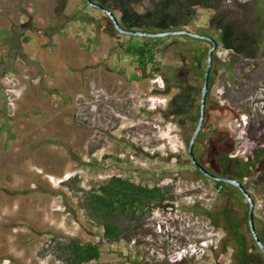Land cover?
Returning a JSON list of instances; mask_svg holds the SVG:
<instances>
[{"label":"rangeland","instance_id":"1","mask_svg":"<svg viewBox=\"0 0 264 264\" xmlns=\"http://www.w3.org/2000/svg\"><path fill=\"white\" fill-rule=\"evenodd\" d=\"M256 3L228 0L226 5L242 12L243 20H250L256 17ZM151 6L152 0L136 4L141 11ZM215 14L198 10L189 29L197 33L207 30V22ZM56 21L65 24L62 33L49 29ZM33 25L43 30H29ZM43 27L50 31L45 33ZM19 30L27 31L28 43L19 37ZM120 41L128 42L129 35L118 33L101 11L85 6L84 0H0V49L4 48L0 62L9 67L0 70V171L8 170L6 158L22 160L21 156L43 148L47 156L41 159L43 164L38 159L36 165L44 170L58 167L56 155L63 154L75 164L71 179L77 176L62 185L56 181L57 208L66 219L59 224L55 221L52 234L43 235L38 253H50L59 264H66L58 257L59 243L66 244L71 237L102 242V230L80 208L84 201L80 189L88 190L120 174L149 185H171L173 198L167 207L155 208L145 217L144 226L130 241L101 243L100 259L88 264H238L235 242L225 233L229 223L218 218L220 226H216L208 216L223 212L238 224L252 258L257 251L252 249L246 201L228 187L224 193L218 192L211 179L178 173L191 167L188 144L198 123L201 94L195 96L196 107L180 123L162 116L176 92L166 79L185 81L202 90L204 75L193 65L198 55L192 49L184 61L182 50L169 47L157 54L161 65L152 69L148 78L134 79L142 74L118 46ZM180 46L183 49L184 45ZM216 55L203 127L210 124L227 133L231 144L202 128L207 136L201 152L209 149L212 163L219 150L230 146V156L248 161L256 147L264 146V55L234 61L230 51L222 48ZM205 62L203 57V66ZM224 62H232V74L222 66ZM56 80L61 81L60 89L49 88ZM37 136L43 143L34 141ZM250 171L255 224L264 231V180L258 169ZM195 204L208 209L209 214L201 213ZM79 216L82 220L72 225V219Z\"/></svg>","mask_w":264,"mask_h":264},{"label":"trees","instance_id":"2","mask_svg":"<svg viewBox=\"0 0 264 264\" xmlns=\"http://www.w3.org/2000/svg\"><path fill=\"white\" fill-rule=\"evenodd\" d=\"M94 1L110 8L118 15L124 27L154 32L189 29L197 20L198 10L214 11L216 14L208 20L207 30L202 29L199 32L214 37L218 42L217 50L219 48L229 50L233 60L239 58L257 59L259 56L264 55V0H257L255 6L256 17L250 20H243L242 12L228 9L226 5L228 0H152V6L147 7L143 11L136 7V4L140 3V0ZM84 4L88 6L86 0H84ZM60 7L65 8V5L61 4ZM102 15L109 19L106 14L102 13ZM64 26L65 24L62 22L56 21L49 29L52 32L62 33L60 30ZM28 29L37 33L43 30L42 26L35 25L29 26ZM50 30L48 28L44 29L45 33H48ZM19 32V37L23 38L24 42H28V37H26L27 31L19 30ZM180 44L184 45L183 49ZM186 45L192 46L187 48ZM193 45L197 46L194 48ZM118 46L131 56L137 68L145 75L148 74L149 68L161 65L157 60V54L161 51H167L169 47L177 46L179 50L184 51H181V53L183 60L186 61V53L194 49L195 54L198 55L193 62L194 69L204 75L208 51L212 44L210 41L194 38L189 35L155 38H134L132 35H129V41H120L118 42ZM201 50L205 52L201 53ZM217 50L214 52V59L217 56ZM17 54H19V50ZM203 57H206L204 66L202 65ZM222 66L225 67L228 74H232V62H224ZM8 68L5 62H0V70L3 71V69L7 70ZM133 77L134 79L140 78L137 75ZM172 81L170 82L166 79L167 86L176 89V92L169 100L168 107L165 110V118L170 122L180 123L183 116L196 107L195 96L200 95L201 91L190 87L185 81ZM208 97L209 95L207 96V102ZM203 128L208 131H214L221 135L222 142L224 140L229 145L231 144V139L228 138L227 133L213 129L210 124H205ZM205 129H202L197 139L195 154L198 161L208 171L218 176H231L241 180L242 177L251 173L250 169H258L260 178L264 180V146L256 147L253 150V158L248 159V161H245L243 158H231V148L228 146L229 148L219 150V157L212 159V163H210L209 158L213 156L211 151L205 149L203 153L201 152V148H205L201 145L207 136L205 134L207 132L204 131ZM230 161H234V163L231 164ZM190 165V168H185L186 170H181L178 173H192L196 179H199V177L208 179L192 163ZM76 179L77 176L70 181H75ZM213 182L215 188L220 193H223L225 188L230 186L223 181L213 180ZM245 187L249 191L248 186ZM80 190L84 194V201L81 202L80 208L83 209L88 219L97 224L102 230L101 241H103L95 243L71 237L68 238V243H59L61 254L58 257L62 258L66 264H88L99 260L102 253L101 243L111 245L130 241L138 230L144 226L143 219L150 215L155 208L167 207L169 200L173 198L174 192L171 185L160 186L158 182L149 185L144 181H134L131 176L126 177L120 174L112 175L106 181L94 184L88 190L82 188ZM196 207H200L201 213L209 214L208 209L199 205L194 206V208ZM208 216L211 217L213 224L216 226H220L218 218H225L230 226L235 227V234L229 236V240L235 242L236 251L234 256L238 264H248L251 256L248 254L243 236L237 233L238 224L227 213L215 216L209 214ZM182 261L187 262L189 260L183 258ZM135 264L148 263L136 261Z\"/></svg>","mask_w":264,"mask_h":264},{"label":"crops","instance_id":"3","mask_svg":"<svg viewBox=\"0 0 264 264\" xmlns=\"http://www.w3.org/2000/svg\"><path fill=\"white\" fill-rule=\"evenodd\" d=\"M53 84L49 88L60 89V80ZM56 114L59 115L58 112ZM34 141L43 143L44 139L37 136ZM23 156L18 161L6 158L8 170L0 171V264H6L7 260L17 264H59V260L50 253H38V247L44 234H52L55 221L59 224L66 219L63 211L57 208L59 203L55 183L65 174L75 171V164L69 156L56 155L60 160L58 167L44 170L41 165H36L38 159L42 162L41 159L47 156L43 148ZM79 220H82V216L72 219V225H77Z\"/></svg>","mask_w":264,"mask_h":264},{"label":"water","instance_id":"4","mask_svg":"<svg viewBox=\"0 0 264 264\" xmlns=\"http://www.w3.org/2000/svg\"><path fill=\"white\" fill-rule=\"evenodd\" d=\"M86 3L88 6H91L92 8H95L102 13L106 14L110 21L112 22L114 29L123 35H132V36H141V37H166V36H175V35H189L194 38L198 39H203L210 41L212 46L210 47L208 51V57H207V66L204 74V84L203 88L201 90V102H200V115L198 118V123L197 126L194 130V133L190 139V142L188 144V156L191 161V163L208 179L214 180V181H223L228 184H231L235 187H237L242 195L246 198L249 204V209H248V224L251 230V233L257 243V245L260 247L263 255H264V244L261 241L256 227L254 223V212H255V200L253 196L249 193V191L245 188L242 182L239 180L232 178V177H225V176H218L210 171H208L196 158L195 154V145L197 142V139L202 131L204 122H205V117H206V105H207V96L210 88V75H211V70L213 66V59H214V52L218 48V42L217 40L207 34H202V33H197L189 29H178V30H168V31H161V32H154V31H146V30H136V29H130L124 27L118 16L108 7L102 5L99 2H96L94 0H86Z\"/></svg>","mask_w":264,"mask_h":264},{"label":"flooded vegetation","instance_id":"5","mask_svg":"<svg viewBox=\"0 0 264 264\" xmlns=\"http://www.w3.org/2000/svg\"><path fill=\"white\" fill-rule=\"evenodd\" d=\"M158 67V66H157ZM152 69H155V68H149L148 69V74H142V72H141V76H140V78L141 77H149L150 76V74L152 73L151 72V70ZM138 71H139V69H138ZM162 116L165 118V111L164 112H162ZM166 119V118H165ZM254 155V154H253ZM231 157V156H230ZM231 158H233V157H231ZM244 159V158H243ZM246 159V158H245ZM220 176V175H219ZM223 176H225V175H223ZM225 177H231V176H225ZM232 178H234V177H232ZM235 179H237V178H235ZM253 179V176L251 175V173L250 174H247V175H245L244 177H242V179L241 180H239V179H237V180H239L240 182H242L243 183V185L244 186H248V188H249V193L252 195V196H254L253 195V192H252V187H251V183L249 182V181H251ZM249 180V181H248ZM213 181V180H212ZM214 183V182H213ZM226 183V182H225ZM230 186L228 187V188H230L233 192H235L236 193V195H238V197H242L245 201H246V207H247V209H249V204H248V201L246 200V198L242 195V193L240 192V190L237 188V187H235V186H233V185H231V184H229ZM246 188V187H245ZM225 190H226V188H225ZM224 190V191H225ZM219 192V191H218ZM224 193V192H223ZM254 198V197H253ZM255 200V199H254ZM255 207H256V201H255ZM196 211V210H195ZM223 213H225V212H223ZM247 219H248V216H247ZM255 219H256V216H255V212H254V223H255ZM247 223H248V220H247ZM255 227H256V224H255ZM248 228H249V232H250V236L252 237V239H253V241H254V243H253V246H252V249H254V250H256L257 252H256V255L255 256H253L252 258L250 257V261H249V263L248 264H264V255H263V253H262V251H261V249H260V247L257 245V243H256V241H255V239H254V237H253V235H252V233H251V230H250V227H249V224H248ZM256 230H257V233H258V235H259V237H260V239H261V241L263 242V244H264V231H262V230H260L259 228H257L256 227ZM225 233L228 235V236H233L234 234H235V227H232V226H230V224H229V226L228 227H225ZM237 233L238 234H240L239 232H238V230H237ZM245 241V240H244ZM254 255V254H253Z\"/></svg>","mask_w":264,"mask_h":264},{"label":"built area","instance_id":"6","mask_svg":"<svg viewBox=\"0 0 264 264\" xmlns=\"http://www.w3.org/2000/svg\"><path fill=\"white\" fill-rule=\"evenodd\" d=\"M232 156L235 157L234 154H232L231 157H232ZM71 177H72L71 175H67V174H66V175H64L63 178L59 179L58 182L61 183V182H63L64 180H69ZM194 202H195V199H193V203H194ZM195 205H196V204H195ZM195 205H194V206H195Z\"/></svg>","mask_w":264,"mask_h":264},{"label":"clouds","instance_id":"7","mask_svg":"<svg viewBox=\"0 0 264 264\" xmlns=\"http://www.w3.org/2000/svg\"><path fill=\"white\" fill-rule=\"evenodd\" d=\"M71 179V178H70ZM64 181H67V180H64ZM59 183V182H58ZM62 183V182H61ZM60 184V183H59Z\"/></svg>","mask_w":264,"mask_h":264}]
</instances>
